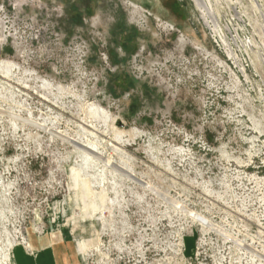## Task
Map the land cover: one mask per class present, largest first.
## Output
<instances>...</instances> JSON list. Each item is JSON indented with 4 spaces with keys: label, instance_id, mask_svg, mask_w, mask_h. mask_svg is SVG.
Here are the masks:
<instances>
[{
    "label": "rangeland",
    "instance_id": "obj_1",
    "mask_svg": "<svg viewBox=\"0 0 264 264\" xmlns=\"http://www.w3.org/2000/svg\"><path fill=\"white\" fill-rule=\"evenodd\" d=\"M210 2L259 60L264 0ZM203 50L211 43L191 0H0V264L16 248L35 254L33 241L68 245L77 264L117 243L114 211L136 210L141 191L115 166L151 195L186 187L191 197L199 177L220 180L221 170L181 149L264 147L259 92L248 103L212 89ZM183 242L189 258L195 236Z\"/></svg>",
    "mask_w": 264,
    "mask_h": 264
},
{
    "label": "built area",
    "instance_id": "obj_2",
    "mask_svg": "<svg viewBox=\"0 0 264 264\" xmlns=\"http://www.w3.org/2000/svg\"><path fill=\"white\" fill-rule=\"evenodd\" d=\"M191 1L211 43V51L203 50L206 65L201 72L205 71L211 83H218L209 85L213 89L221 84L227 91L240 92L248 103L255 92L264 100V50L256 60L255 53L247 49L249 40L243 41L237 32L231 31L230 15L221 16L210 0H200L202 6ZM212 92H216L212 105L214 101L219 104L221 90ZM194 150L202 164L220 168L221 178L206 181V177H199L201 187H195L191 197L187 196L186 187L178 193L151 195L145 191L148 185L132 171L115 166L134 184L132 187L141 191L132 196L139 201L133 205L137 211L120 204L118 211H114L119 218V228L114 227L119 241L102 243L100 256L91 264H264V162L261 160L264 147L231 148L229 144L219 148L215 143L201 141L196 148L180 152L187 155ZM235 155L242 160L236 162ZM215 182L221 184L223 192L212 187ZM142 202L148 206L139 205ZM132 222L140 226H130ZM164 230L168 233L165 236ZM188 234L195 236L193 255L189 258L184 254L183 242ZM161 238L165 240L163 245ZM127 239L135 242L127 246ZM127 250L132 251V261Z\"/></svg>",
    "mask_w": 264,
    "mask_h": 264
},
{
    "label": "crops",
    "instance_id": "obj_3",
    "mask_svg": "<svg viewBox=\"0 0 264 264\" xmlns=\"http://www.w3.org/2000/svg\"><path fill=\"white\" fill-rule=\"evenodd\" d=\"M35 254L29 255L22 248L13 251L12 264H77L72 249L63 243L31 242ZM81 251L80 247H78Z\"/></svg>",
    "mask_w": 264,
    "mask_h": 264
},
{
    "label": "bare ground",
    "instance_id": "obj_4",
    "mask_svg": "<svg viewBox=\"0 0 264 264\" xmlns=\"http://www.w3.org/2000/svg\"><path fill=\"white\" fill-rule=\"evenodd\" d=\"M196 2H197V4H199L200 6H202V4L201 3H199V0H196ZM259 8V7H258ZM5 65V64H4ZM2 66V65H1ZM7 68H8V66H6ZM10 67V66H9ZM2 69V68H1ZM0 69V70H1ZM6 69V68H5ZM4 70V69H3ZM7 70V69H6ZM12 70V69H11ZM7 74H8V72H6ZM6 74V75H7ZM10 75V74H9ZM8 75V76H9ZM45 84V83H44ZM47 84V83H46ZM92 107V106H91ZM98 109V108H97ZM97 109H95V110H97ZM24 123H27L26 121L24 122ZM54 133V135H60V133H57V132H53ZM116 136H117V138L120 136V134H116ZM121 137V136H120ZM88 146V145H87ZM87 146H84V145H79V149H81L80 151L81 152H83V154H85V156L86 157H97V158H100V155H98V153L96 152V151H94L92 148H93V146H92V148L90 149V148H88ZM90 147V146H89ZM95 147V146H94ZM98 147V146H97ZM100 148V147H99ZM89 159V158H88ZM94 159V158H93ZM101 161H103L102 159H101ZM105 161V160H104ZM97 162V161H96ZM103 164H105V166H108V165H110V162L109 161H105V162H103ZM108 164V165H107ZM113 165V164H112ZM113 167V166H112ZM115 168V167H114ZM79 174H81V173H79ZM83 180V179H82ZM89 182V181H88ZM85 183V182H84ZM87 183V182H86ZM86 185V184H85ZM91 184H89V186H90ZM88 186V187H89ZM87 187V186H86ZM91 189V188H90ZM94 197V196H93ZM103 198V197H102ZM104 199V198H103ZM111 204V203H110ZM97 207V206H96ZM129 256V255H128ZM5 260V259H4Z\"/></svg>",
    "mask_w": 264,
    "mask_h": 264
}]
</instances>
